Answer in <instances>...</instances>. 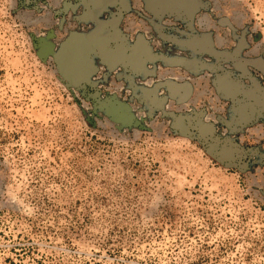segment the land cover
Wrapping results in <instances>:
<instances>
[{"label": "rangeland", "instance_id": "1", "mask_svg": "<svg viewBox=\"0 0 264 264\" xmlns=\"http://www.w3.org/2000/svg\"><path fill=\"white\" fill-rule=\"evenodd\" d=\"M148 2L0 0V264H264V0Z\"/></svg>", "mask_w": 264, "mask_h": 264}, {"label": "water", "instance_id": "2", "mask_svg": "<svg viewBox=\"0 0 264 264\" xmlns=\"http://www.w3.org/2000/svg\"><path fill=\"white\" fill-rule=\"evenodd\" d=\"M148 3L150 9L161 7L167 10L171 8H185V11L189 16H192L199 4L198 0H149ZM120 11L121 10L118 8V15H120ZM102 26L103 24L100 25L95 32L89 34L88 36H84L80 33L72 34V37L66 47L57 53L56 62L58 69L62 75L68 77L71 82L75 83L81 81L84 73L88 70L89 59L85 52V49L88 46L97 47L98 54L102 62L108 66H113L119 62L124 63L131 58H135L138 63L142 61V58L140 57V49H137L134 52H128L123 44H115L109 47V45L106 44L105 36L100 32ZM199 43V41H190L186 43L181 42L180 44L193 50H204L205 48L200 47L202 44ZM224 84V88L228 90L231 97L240 94V90L237 89L238 87L234 84L229 82H224ZM207 130L210 131L211 127L208 126Z\"/></svg>", "mask_w": 264, "mask_h": 264}]
</instances>
